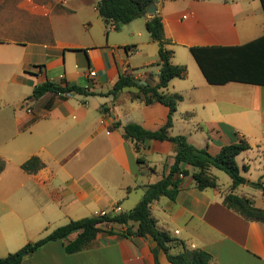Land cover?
<instances>
[{
	"label": "crops",
	"instance_id": "crops-1",
	"mask_svg": "<svg viewBox=\"0 0 264 264\" xmlns=\"http://www.w3.org/2000/svg\"><path fill=\"white\" fill-rule=\"evenodd\" d=\"M97 4L0 0V158L5 161L0 257L71 220L101 211H131L144 187L160 180L174 163L175 144L148 140L138 150L124 136L128 123L162 128L168 107L134 97L135 88L111 94L121 74L158 82V44L146 28L152 15L118 31L114 23H105ZM156 14L162 17L173 64L187 67L185 78L171 80L164 89L183 95L169 134L184 135L212 155L245 137L251 149L236 158L248 182L242 187L258 189L263 197V189L254 184L264 185V0H158ZM191 48H204L207 57L221 59L231 79L209 83ZM90 70L96 76L89 77ZM46 81L74 84L94 95L48 92L32 97ZM33 157L43 166L26 172L21 166ZM231 186L219 183L199 190L188 176L176 199L161 197L152 203L151 213L157 226L187 249L211 254L209 264H264V222L225 205ZM234 193L264 209L257 205L255 191L239 186ZM125 228L103 224L89 247L72 254L64 241L48 242L21 264H157L155 241L119 235ZM111 229L116 233L110 234ZM158 264H171L164 252H159Z\"/></svg>",
	"mask_w": 264,
	"mask_h": 264
},
{
	"label": "trees",
	"instance_id": "trees-1",
	"mask_svg": "<svg viewBox=\"0 0 264 264\" xmlns=\"http://www.w3.org/2000/svg\"><path fill=\"white\" fill-rule=\"evenodd\" d=\"M151 2L152 0H98L97 9L105 23L107 25L114 23V28L119 31L133 20L146 17ZM146 28L151 39L158 44L160 65L158 82L156 84L143 83L132 75L121 74L111 94L116 95L125 88H135L137 92L134 97L143 99L147 104L159 102L168 107V119L162 128L152 131L145 129L140 124L128 123L124 126V136L134 141L138 150L148 140L169 141L175 144V160L169 172L157 182L144 187L143 198L131 211L71 220L67 224L57 227L47 236L37 241L28 242L21 250L0 257V264H21L26 256L22 252H27V255L33 254L52 241H64L65 250L69 254L80 252L95 241L98 233L102 231L101 226L109 223L126 227L118 232L119 235L132 238L151 237L156 243L152 251L157 264L159 252H164L171 264H209L212 260L211 254L203 250L187 249L183 242L172 238L168 232L157 226V221L151 213V205L161 197L175 200L188 176L193 178L195 186L199 190L218 188V180L210 173L211 168L224 171L232 179L231 192L224 199L225 205L249 220L264 222L263 208L255 206L252 199L234 193L237 187L247 181L242 176L236 160L242 152L251 149V145L245 137L238 136L237 143L225 145L218 154L212 155L207 148H198L191 144L184 135L171 136L169 134L173 126L174 114L179 103L183 101V95L165 93L164 89L168 87L171 80L185 78L187 67L173 64V50L168 48L170 42L165 38L164 24L159 14L152 15L146 23ZM190 50L209 83H225L231 79L229 75H225L227 72L224 70L221 59L207 57L204 48H191ZM208 61H211V66ZM48 92L94 95L88 89L74 84L62 85L46 81L34 88L32 97L39 98ZM119 125V123L116 124V126ZM138 161L143 163L142 158H138ZM42 166L40 159L33 157L22 164L21 168L32 173ZM188 167H192V173ZM4 168L5 161L0 158V173ZM254 185L263 189L264 197V185L260 182ZM108 232L116 233L112 229ZM73 234H76V237L69 240ZM176 248H180L177 253L173 252Z\"/></svg>",
	"mask_w": 264,
	"mask_h": 264
},
{
	"label": "rangeland",
	"instance_id": "rangeland-1",
	"mask_svg": "<svg viewBox=\"0 0 264 264\" xmlns=\"http://www.w3.org/2000/svg\"><path fill=\"white\" fill-rule=\"evenodd\" d=\"M156 48H157V51H158V46H156ZM156 49H154V51H153V53L155 54L156 53V51H155ZM211 169H213V168H211ZM211 171V170H210ZM213 175L216 177V176H218L219 177V179L217 178V180H218V184L220 183V184H224V185H226L228 182H232V179L230 178V176L227 174V173H225L224 171H222V170H219V169H217V168H214L213 170ZM211 173V172H210ZM216 173V174H215ZM248 182L246 181V184H247ZM244 185V184H243ZM245 186V185H244ZM240 187L241 188H244V190H246V191H249V192H251V191H255L257 194H256V196H257V205H259L260 207H263L264 206V197H261V196H259L258 195V189L257 190H255V188L253 189V188H250V187H242V185H240ZM254 202V201H253Z\"/></svg>",
	"mask_w": 264,
	"mask_h": 264
},
{
	"label": "built area",
	"instance_id": "built-area-1",
	"mask_svg": "<svg viewBox=\"0 0 264 264\" xmlns=\"http://www.w3.org/2000/svg\"><path fill=\"white\" fill-rule=\"evenodd\" d=\"M127 51H128V52H133L134 50L131 49V48H129V49H127ZM88 75H89V77H94V76H96V72L93 71V70H90ZM66 94H69V93H66ZM120 209H121V208H120L119 206H117V207H115L114 210H115L116 212H119ZM108 214H109V213H108L107 211H101L99 215H100V216H106V215H108Z\"/></svg>",
	"mask_w": 264,
	"mask_h": 264
},
{
	"label": "water",
	"instance_id": "water-1",
	"mask_svg": "<svg viewBox=\"0 0 264 264\" xmlns=\"http://www.w3.org/2000/svg\"><path fill=\"white\" fill-rule=\"evenodd\" d=\"M157 1L158 0H152L151 4L148 8V14L149 15H155L157 13ZM23 255H27V252H22Z\"/></svg>",
	"mask_w": 264,
	"mask_h": 264
}]
</instances>
